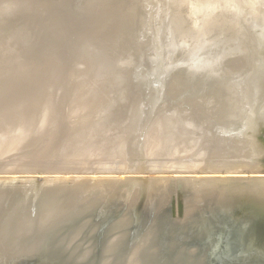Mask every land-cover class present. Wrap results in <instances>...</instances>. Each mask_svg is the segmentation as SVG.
<instances>
[{
    "label": "water",
    "instance_id": "95a60500",
    "mask_svg": "<svg viewBox=\"0 0 264 264\" xmlns=\"http://www.w3.org/2000/svg\"><path fill=\"white\" fill-rule=\"evenodd\" d=\"M0 264H264V0H0Z\"/></svg>",
    "mask_w": 264,
    "mask_h": 264
}]
</instances>
